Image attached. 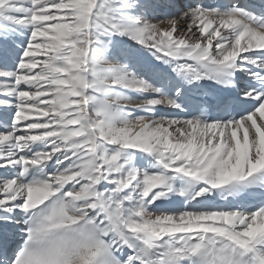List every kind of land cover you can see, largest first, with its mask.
<instances>
[{
  "label": "snow or ice",
  "instance_id": "obj_1",
  "mask_svg": "<svg viewBox=\"0 0 264 264\" xmlns=\"http://www.w3.org/2000/svg\"><path fill=\"white\" fill-rule=\"evenodd\" d=\"M0 264H264V0H0Z\"/></svg>",
  "mask_w": 264,
  "mask_h": 264
}]
</instances>
